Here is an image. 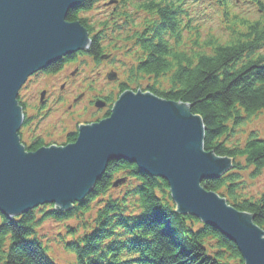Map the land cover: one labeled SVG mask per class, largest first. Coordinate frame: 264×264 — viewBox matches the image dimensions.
I'll return each instance as SVG.
<instances>
[{
    "label": "trees",
    "instance_id": "16d2710c",
    "mask_svg": "<svg viewBox=\"0 0 264 264\" xmlns=\"http://www.w3.org/2000/svg\"><path fill=\"white\" fill-rule=\"evenodd\" d=\"M98 1L86 0L66 19L87 29L93 48L137 47L136 69L152 78L144 90L189 104L203 121L205 150L233 159L231 170L201 186L264 229V189L249 188L264 172V136L251 130L235 139L241 123L264 111V0H117L94 18L86 12ZM217 12L225 18L220 34L203 33ZM117 178L124 180L114 186ZM46 223L56 230L44 240ZM48 241L72 255L67 264H244L234 241L175 211L165 180L122 159L110 161L67 211L44 204L13 218L0 214L1 264H61Z\"/></svg>",
    "mask_w": 264,
    "mask_h": 264
},
{
    "label": "water",
    "instance_id": "95a60500",
    "mask_svg": "<svg viewBox=\"0 0 264 264\" xmlns=\"http://www.w3.org/2000/svg\"><path fill=\"white\" fill-rule=\"evenodd\" d=\"M83 1L0 0V214L13 218L44 204L67 211L92 191L110 161L122 159L165 180L175 211L234 241L244 264H264V229L250 213L201 186L232 169L233 159L205 150L203 121L187 103L126 90L108 117L79 125L71 143L34 151L20 143L22 84L90 44L87 29L66 19Z\"/></svg>",
    "mask_w": 264,
    "mask_h": 264
},
{
    "label": "flooded vegetation",
    "instance_id": "af4514ba",
    "mask_svg": "<svg viewBox=\"0 0 264 264\" xmlns=\"http://www.w3.org/2000/svg\"><path fill=\"white\" fill-rule=\"evenodd\" d=\"M100 4L104 2L93 7ZM90 40L86 50L65 54L34 72L18 90L23 114L18 135L26 150L73 142L79 125L108 117L122 92H144L152 81L138 73L137 62L128 60L123 51L108 53L100 43L93 48Z\"/></svg>",
    "mask_w": 264,
    "mask_h": 264
},
{
    "label": "rangeland",
    "instance_id": "374dc122",
    "mask_svg": "<svg viewBox=\"0 0 264 264\" xmlns=\"http://www.w3.org/2000/svg\"><path fill=\"white\" fill-rule=\"evenodd\" d=\"M114 5H97V7H94V9L88 13V15H93L94 18H101L106 14H109L110 10L113 9ZM239 10L246 11L247 7L245 5L239 6ZM253 14V12L251 13ZM222 21H225L224 16H221L220 12L213 13L209 18L204 20L203 24L205 25V29L203 30V33L207 30H210L211 32L219 35V27L222 24ZM225 33V31H224ZM222 32V34H224ZM116 47V49H115ZM133 51H130V50ZM117 51H123L124 55L128 60H134L136 58L137 53V47L133 46L131 42L123 41L119 42L118 44L114 45L112 49L106 50L108 53H116ZM125 59V58H123ZM126 60V59H125ZM152 82V81H151ZM251 130H255L260 135L264 136V111L260 112L259 114L252 116L251 119H246L244 123H241L239 127H237V134L235 139L242 140L247 133H249ZM251 191L259 192L264 189V172L256 178L249 186ZM74 225V224H73ZM56 230V226H53L51 223H46L44 228L40 230V233L45 235L42 237V239H51L52 235L51 232H54ZM45 231V232H44ZM48 247L50 248V253L56 257L57 261L61 264H67L68 262H71L73 260V257L71 254L66 253L64 250L61 249V247L57 246L55 242L48 241Z\"/></svg>",
    "mask_w": 264,
    "mask_h": 264
},
{
    "label": "bare ground",
    "instance_id": "6f19581e",
    "mask_svg": "<svg viewBox=\"0 0 264 264\" xmlns=\"http://www.w3.org/2000/svg\"><path fill=\"white\" fill-rule=\"evenodd\" d=\"M85 1H86V0H85ZM85 1H83V2L81 3V5H80L76 10L83 8Z\"/></svg>",
    "mask_w": 264,
    "mask_h": 264
}]
</instances>
